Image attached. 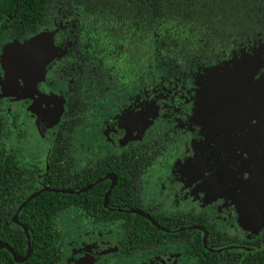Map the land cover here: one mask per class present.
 <instances>
[{"label":"trees","instance_id":"16d2710c","mask_svg":"<svg viewBox=\"0 0 264 264\" xmlns=\"http://www.w3.org/2000/svg\"><path fill=\"white\" fill-rule=\"evenodd\" d=\"M57 7L72 14L86 31L99 35L104 40L105 51H116L117 59L123 57L120 65L127 66L122 68L137 63V70L133 71L137 77L135 81L129 80V85L135 84L137 88L151 84L146 68L150 63L154 71L157 53L162 52L182 67L194 62H212L213 55L233 50L264 32V0H0V37L6 33L15 40L36 34L48 24ZM121 67L114 69L112 81L106 77L93 79L91 65L85 66L81 76L74 80L51 139L40 185L36 177L41 174L42 162H39L41 167L37 163L30 167L20 164L16 151L7 142L11 133L7 113L0 108V241L20 257L30 249L22 263H16L2 249L0 264H62L68 236L63 223L72 218L79 219L78 227L83 229L116 224L121 230L118 252L121 256L167 248L179 250L186 258L185 264H264V249L210 253L202 245L200 230L164 233L144 217L107 210L103 199L110 185L108 180L79 194L46 191L33 197L18 214L28 231V240L23 229L12 222L19 205L42 186L77 192L111 174L117 183L107 199L110 208L143 212L168 230L201 227L207 232V244L212 249L228 245L256 249L264 244V230L255 239L245 237L239 230L230 234L206 210L162 213L158 207L142 204L141 176L165 153V147L152 151L150 145L143 144L123 154L88 157L82 165L78 164L73 151L77 127L85 122L91 106L96 109L101 104L100 97L104 100L108 94L111 96L109 92L117 82L119 71H123ZM93 80L97 81L100 92L104 88L106 91L103 95L96 93L95 99L90 98L89 88L84 89L92 86Z\"/></svg>","mask_w":264,"mask_h":264},{"label":"rangeland","instance_id":"374dc122","mask_svg":"<svg viewBox=\"0 0 264 264\" xmlns=\"http://www.w3.org/2000/svg\"><path fill=\"white\" fill-rule=\"evenodd\" d=\"M79 32V26L73 17L57 8L55 18L48 27L41 30L38 37L11 41L5 46L4 55L6 57L11 53V59L18 58L12 67V71L16 76V85L11 91V97L5 98L7 104L10 105V109L6 106L10 117H16V121L12 126L13 129H11L9 143L18 149L21 163L25 167H30L31 164L37 161L42 162L39 171L41 175L46 169L45 160H47L49 153L51 135L56 131L64 110L63 101L68 91V81L75 75L81 61L84 62L83 56L81 57L72 52L77 47ZM250 47L253 48V55L246 49L243 50L244 52L240 54L242 55L240 62L238 60L232 62L231 59L234 58L229 55L227 58L230 60L224 59L220 65L210 68L204 69L201 66H195L188 71L179 70L178 73H175L176 70H173L172 73L162 74V78L173 80L175 79L174 76L182 79L185 72L187 75L186 80L193 82L197 79L195 85L198 88L194 90L198 92V95H196L197 97L193 102L194 111H191L192 114H190V117H192V130H188L189 126L187 125L184 127L183 130H188L186 132L188 137L179 139L175 144L177 156L182 158L183 151L186 154L185 148H189L186 145V143H189L187 140L189 137L193 142L191 149L195 152L199 142L202 144L207 141L208 137V141L210 140L208 147L210 146L212 149L210 153L204 152L205 154L201 156V160L208 162L211 159L216 165L226 164L229 172L228 174L215 172L216 175L211 177L213 182L203 190L202 200H187L181 189L186 186V181H190V177H187L186 181L180 182V186L175 180L178 178L177 176L175 179L171 178L166 184V189L169 190L168 193L162 188V179L165 178L171 166L170 161L172 158H167L168 164L166 163L165 167H157L145 178L147 184L144 190V201L149 203L155 199L156 202L163 205L164 209L178 205L180 209L187 210L192 206L198 207L197 204L206 207L213 204V199L219 197L223 206L236 205L235 207L240 210L239 216L243 223L245 222V216L242 215V210L252 201L255 204L252 210L254 220L245 224L249 225L248 235L255 236L264 226V72L255 81L249 70L246 74L245 71H241V68H252L253 71H257L264 65V56H257L264 48L256 40L250 43ZM58 49L67 51L63 60H61L63 64L62 74L50 70L54 62L59 61L61 52ZM87 49L88 44L86 43V51L85 48H81L78 53L81 55L87 53L86 59H90L93 55ZM165 65L167 63L163 62L160 66L163 69ZM233 69H236V72L232 75L230 73L226 74ZM50 74L60 76L61 81L52 83L49 79L51 78ZM202 75L203 77L198 79ZM2 79L3 72L1 69L0 81ZM179 85H184V83ZM1 86L4 88L2 82L0 83V89ZM219 90L220 93H216ZM109 116L112 119L111 121H114V116ZM101 119L103 118L95 115L89 118L85 125L77 129L74 152L80 165L87 154L90 156H104L115 148L114 145L110 144L108 145L109 152L106 149L102 152L89 154L95 147L89 146V144L85 145L87 141H93L98 148L105 143L101 140V137L91 133L94 129L98 130V133H102L105 126L101 125ZM120 146L119 142L116 145L117 149H120ZM98 148L95 149L98 150ZM230 155L233 158L227 161V157ZM205 167L208 166L201 165L200 170L205 171ZM215 169L216 167L213 166L208 170V173ZM42 171L44 172L42 173ZM230 172L231 174H229ZM232 179L233 181L236 179L237 184L245 189L236 190ZM174 184H177V186H173ZM182 184L183 186H181ZM246 192L250 197L248 199L250 201L241 197ZM232 193L238 194L239 196H236L239 199H232L234 197ZM180 195L183 197L181 202L179 201ZM235 213L237 215L238 211L235 210ZM241 216H244V219ZM229 220L230 217L223 222V225L228 226ZM78 223L77 218L67 219L63 223V228L68 233L67 243L70 244L68 250L82 244L84 233L88 231L90 235L91 231L86 230L87 228H79ZM111 228V235L94 238V241L99 240L105 243L113 239L116 236L115 230L117 228L115 226ZM106 232H108L107 229L99 231L101 235ZM92 235L94 234L91 233L90 236L92 237ZM120 236L121 231L119 230L118 239ZM80 239L82 240L80 241ZM65 264L73 263L66 261ZM123 264L132 263L123 262Z\"/></svg>","mask_w":264,"mask_h":264},{"label":"flooded vegetation","instance_id":"af4514ba","mask_svg":"<svg viewBox=\"0 0 264 264\" xmlns=\"http://www.w3.org/2000/svg\"><path fill=\"white\" fill-rule=\"evenodd\" d=\"M57 8L61 9L60 7H57ZM57 8L51 14L50 19L48 21V24L46 26L40 28L36 34L28 35V36H25L24 38L15 39V40L10 39L6 33H4L0 37V70L2 69V72H3V79H2V81H0V83L2 82L4 85V88H2V86H1V89H0V108L3 110V112L7 113V120H8V124L11 125V129H13L12 126H13V123L16 121V117H10V114L8 112L9 111L8 109H10L9 108L10 105L7 104V100H5V98L11 97V91H12L13 87H15V85H16V76H15L14 71H12L13 72L12 77L14 80V84L10 88H8V79H7L8 69L7 68H8V64H10V66H11L12 64L16 63L18 58L11 59V57H12L11 53L6 57L4 55L5 54V46L8 44V42H11V41L15 42V41H21V40L29 38V37L30 38L31 37H38L41 30L48 27L51 24L52 20L55 18V12H56ZM62 11L67 15H71L73 17V19L75 20V22L77 23L76 19L74 18V16L72 14L67 13L64 10H62ZM14 14H15V12L13 13V15ZM262 16L264 18V10L262 11ZM78 26H79V30H80V32L78 33V44H77L76 49H74L72 52H74L77 55H80L81 57L83 56L84 62H83V60L81 61V63H80L81 65H79V68L75 72V75H73L70 78V80L68 81V83H69L68 84V91L66 92V94L64 96V101H63L64 102V110H65L66 103L68 101L69 93L71 90V85L75 79H77L81 76L82 71L84 70L85 66L91 65V67H92L91 68V77L93 79H97V78L102 79V77H106V79L108 81H112L111 75L114 74V69H116V68L119 69L121 66H124V65L127 66L126 64L120 65L123 62V57L122 58L119 57V59H117V56L115 55V53H117L116 51H114L113 53L105 51L104 40L101 39V37L99 35H94L92 32L86 31V29L84 27H81L79 24H78ZM255 40L257 42L261 43L263 48H264V32H263L261 34L255 35L251 40L240 43L233 50L220 52L216 55H213L212 56V62H206V61L203 63H195L194 62V63H191L189 66H185V67L177 65V63H175L174 61L171 62V59L166 57V55L163 56L162 52L157 53L155 58H154V69H153L154 71H152V64H150V63L148 64V66L146 68V71L151 76V84H149L147 86L143 85V87H139V88H137L135 84H133L132 86L129 85V80L135 81V79L137 77L136 74L133 73L134 70H137V68H136L137 63L132 65L131 67H129L127 69L121 67V69L123 71L120 72L118 70L120 74L118 76H116L115 81H117V82L113 86V90L111 92H109L111 94V96L109 94H108V96H106V98H105V99H107L106 102H105V99L103 100V98L100 97L99 101L101 102V104L99 103L100 105L96 106V109L93 106H91V104H90V106H91L90 107V109H91L90 114H88L86 116L85 122L82 125H80L79 127H77V129L82 127L83 125H85L87 123L89 118H92L95 115H98L100 118H103L100 120L101 125L105 126V128L102 129V133H100V132L98 133V130H96V129H94L91 133L94 135H97V137H101V140L105 141V143H103L102 147L98 148V147H96V144L93 141H90V140L87 141L85 143V145L89 144V146H93L95 148H98V150L93 148L89 154L94 153V152H102L103 150H106V149H108L107 152H109L110 149H109L108 145H110V144L114 145L115 148L111 149V151L109 153L106 152L107 153L106 156L112 155L114 153L115 154H123L125 151H131L134 149L141 148V146L143 144L144 145L145 144L150 145L152 151H154V150L160 151L162 149V147H165V149H167V150H165V153L162 156H159V157L157 156L158 158H156L154 160L152 167L148 171L144 172L141 176V180H142V194L140 196L141 203L144 204L145 206L158 207V209L162 213H176V212H180V211L187 213L189 211L199 212V211L206 210L208 213H210L211 215H213L215 217L214 220H216L219 223L220 227L223 230H228L230 234H234L236 232V230H239L243 235H245V237H247L249 239H255L260 234V232L264 230V226L261 230H259V232L255 236H249L248 235L249 225H246L245 223L246 222H252L254 220L252 210H253L255 204L252 201L248 200L250 197H248L247 192L241 196L243 199L250 201V203L248 205H246L242 210V215L245 216V217L243 216L245 219L241 216L245 220L244 223L240 220V216H239L240 210H238L237 207H235L236 205L233 204V205H231V207L223 206L221 204L219 197L213 199V204H210L206 207H202L201 204H197V206L201 207V208L192 206L187 210L180 209L178 207V205H176L172 208L164 209L163 205L160 202H156L155 199L149 203L144 201V190H145V186L147 184V181H145V178L147 176H149L151 174V172L154 169H156L157 167H160V168L165 167V164L167 163V158H172L170 161L171 166L169 167L168 173L165 176V178L162 179V186H163L162 188H163V190H166V192L168 193L169 190L166 189V184L171 178L175 179L178 177L179 179L177 178L175 180H177V184H178V186H180V184H181L180 182H183L184 180L186 181V178L190 177V181H186V183H187L186 186L181 189V191H183V193L186 195L187 200H190V199L193 201H195L194 199L202 200L203 195H204L203 190L213 182L211 177L216 175L215 172L216 171H217V173L218 172H225L227 174L229 172L228 169L226 168V164L216 165V163L213 162L211 159L208 162H203L201 160V156L205 154L204 152L210 153V151L212 149L210 146L208 147L210 140L208 141L209 138L206 135H205V137H207V141L203 142L202 144L199 142L196 152L191 149L193 142L191 141V139L189 137L187 139L189 141V143H186V145L189 146V148H187V147L185 148L186 154L183 151V155H181L182 158L177 156L178 154H177V148L175 147V144L177 143V141L179 139L185 138V137L187 138L188 135L186 134V132L188 130H192V127H191L192 117H190V114H192L191 111H194V103L193 102H194L195 97H197L196 95H198V92H195V90H194V89L198 88L195 85V80H197V79H195L193 82L186 80L187 75L185 74V72H184L182 79L176 78L174 76L175 79H173V80H169L168 78L167 79L162 78V74L172 73L173 70H176L175 73H178L179 70L188 71V70L193 69L195 66H201L204 69L210 68L213 66L220 65V63L224 59L230 60L229 58H227V56H229V55H230V57L234 58V59H231L232 62L236 61V60H238L240 62V59L242 57V55H240V54L242 52H244L243 50L246 49L249 53H251V54L253 53V48L250 47V43L255 41ZM86 43L88 44L89 51L93 55V57L90 59H86L87 53L82 54V55L78 53V51L81 48H85V51H86ZM58 51L61 52L60 56H59V61H55L50 70L56 71V72H59L62 74V71H63L62 65L63 64H62L61 60H63L65 53H67V51H63V50H59V49H58ZM156 52H158V49L155 50V53ZM112 54H114L113 57H112ZM238 55H240V56H238ZM257 56H264V49L262 51H260ZM163 62L167 63V65H165L162 69V66H160V65ZM160 68H161V72H160ZM238 68H241V67H238ZM248 70L250 71V74H251L253 80L256 81L263 74L264 65H262L257 71H253L252 68H241V71H245L246 74L248 73ZM218 71H220V70H218ZM234 72H236V69H233V70L227 72L226 74L230 73V75H232ZM238 72H240V71H238ZM49 76L51 77L49 79L52 81V83H56V82L61 81V77L56 76V74H50ZM202 77H203V75L198 79H201ZM171 78H173V77H171ZM193 79H194V77H193ZM190 80H192V79H190ZM96 83H97V81L93 80V83H91L92 86L87 85L84 88L85 90L87 88H89L88 91H89L91 99H95L94 97H95L96 93L97 94L100 93V95H103L106 92L105 88L102 89L100 92L99 87ZM180 83H182V84L184 83V85H179ZM216 93H220V90H219V92H216ZM119 101H121V102L118 103ZM23 104H22V106H23ZM6 106H8V109ZM112 107H114V108H112ZM64 110H63V112H64ZM186 111H188V112H186ZM63 112L61 114V117L63 115ZM109 115L114 116L113 117L114 121H111L112 119ZM60 120H61V118H60ZM263 122H264V120H263ZM111 124H113V125H111ZM188 124H190V125H188ZM186 125L189 126V129L183 130ZM56 131H57V129H56ZM56 131L51 135V138L49 141L50 142L49 150H50V146H51L52 136L56 133ZM76 133H77V130H76ZM10 134H9V137H10ZM9 137H8V141H7L9 146L14 148V150L16 151V153L18 155V158H20L19 153H18V149L15 146L10 145ZM76 139H77V137H76ZM119 142L121 144V146H120L121 148L117 149L116 145H118ZM74 146H75V144H74ZM199 146H202V147H199ZM73 151H74V147H73ZM174 155H176L177 157H175ZM48 156H49V153H48L46 159H48ZM88 157L95 159V158L103 157V156H98V155L90 156L87 154L85 156V159ZM232 158H233L232 155L228 156L227 161L232 159ZM84 161H83V163H84ZM45 162H47V160H45ZM36 163L39 164L38 161ZM20 164L22 166H24L21 163V158H20ZM201 165L208 166V167H205V171H202V170H200ZM213 166H215L216 169L213 170L212 172L208 173V170L211 169ZM39 167H41L40 164H39ZM229 174H231V172ZM109 175H111V174H109ZM42 176L43 175L38 174L36 177L39 185H40V179ZM105 176H108V175H105ZM101 178H103V177H101ZM108 181H110V180H108ZM116 183H117V180L115 177L114 186L116 185ZM232 183L236 187V190L245 189L243 187H240L237 184L236 179H234V181L232 179ZM177 184H174L173 186H177ZM110 185H111V181H110ZM110 185H109V187H110ZM181 186H183V184ZM109 187H108V189H109ZM156 189H157V187H156ZM171 194H172V192H171ZM232 194H233L232 196H234V197H232V199H234V200L239 199V198H237V196H239L238 194H236V193H232ZM182 200H183V197H182V195H180L179 201L181 202ZM231 203H232V201H231ZM103 205H104V199H103ZM110 209H116V208H110ZM122 210H128V209H122ZM129 210L130 211H136V210H132V209H129ZM235 210L238 211L237 215L235 213ZM109 211H111V210H109ZM116 212H118V211H116ZM136 212H138L140 214H136V213H133V214H136V215L143 217L142 216V214L144 215L143 212H140V211H136ZM228 217H230V220H229L230 223L228 226H224L223 222H225V220H227ZM150 219L152 220V218H150ZM77 220L79 222V219H77ZM18 221H19V219H18ZM152 221L154 222V220H152ZM149 223H151V222H149ZM154 223L156 225H158L156 222H154ZM113 226H115L117 228L116 224H112L109 226H98L96 228H93L92 226H90V227L86 226L85 227V228H87L86 230L91 231L90 235H91V233L94 235H92V237H91L87 231V233H84V237H83L84 241L81 242L82 244L76 248L71 247L70 250H68L70 244H68L67 240H66V243H65L66 254H65V257L62 261V264H65L66 261L71 262L73 264H99V263L100 264H123V262H130L132 264H185L184 259H186V258L184 256H182V253L179 250H174V249L171 250V249H167V248H161V249L153 250V251L147 252V253L142 252V253H135L134 255H122L121 256L120 254H118V252L120 250V239H121V236L118 239L119 230H120L119 228H117V230H115L116 236H114L113 239H110V241L105 242V243L101 242L99 240L94 241V238H98L100 236L106 237L107 235H111V233H110V232H112L111 227H113ZM158 226H160V225H158ZM193 226L198 227L195 225H193ZM188 227H191V226L181 227V228H178L175 230H168V229H164L162 227L161 228L166 230V231H170V232L172 231L171 233H177V232H180L183 230L193 229V228H188ZM199 228H201V227H199ZM101 229H107L108 232L103 233L104 235H101L99 233V231ZM180 229H182V230H180ZM201 229L204 230L203 228H201ZM158 231H160V230H158ZM164 233H166V232H164ZM201 233H202V245H203V232L201 231ZM81 240L82 239H80V241ZM206 244H207V232H206ZM207 246H208V244H207ZM203 247H204V245H203ZM227 247H232V248L224 249L223 251H225V250H228V251L229 250H237V249L248 251V250H256L259 248H263L264 244L261 245L259 248H256V249H248L247 247L238 246V245H228L225 247H221L219 249L227 248ZM209 248L212 249L211 247H209ZM204 249L206 251H208L205 247H204ZM219 249H213V250H219ZM263 249L257 250V251H262ZM0 250H2V249H0ZM223 251H221V252H223ZM208 252H210V251H208ZM210 253H213V252H210ZM217 253H220V252H217ZM107 256H109V257H107Z\"/></svg>","mask_w":264,"mask_h":264},{"label":"water","instance_id":"95a60500","mask_svg":"<svg viewBox=\"0 0 264 264\" xmlns=\"http://www.w3.org/2000/svg\"><path fill=\"white\" fill-rule=\"evenodd\" d=\"M15 64V63H14ZM12 64L10 66V64H8V88H10L13 84H14V80H13V72H12V67L13 65ZM7 88V87H6ZM104 180H110L111 181V185L109 187V189L107 190L105 196H104V206L108 209V210H111V211H118V212H125V213H136V214H140L136 211H130V210H122V209H110L108 206H107V198H108V195L111 191V189L114 187V184H115V177L113 175H108V176H105L103 178H100L98 179L97 181H95L94 183L90 184L89 186H87L86 188H84L83 190L81 191H77V192H73V191H57V190H52V189H49L45 186H42L40 187V189L36 190L35 192L31 193L20 205L19 207L17 208L13 218H12V221L13 223H15L16 225H18L19 227H21L25 233V236L27 238V240L29 239V235H28V231L26 229V227H24L19 221H18V214L20 212V210L33 198L35 197L36 195L42 193V192H46V191H49V192H57V193H73V194H79V193H83V192H86L90 189H92L94 186H96L97 184H99L100 182L104 181ZM142 216L144 218H146L149 222H151L158 230L162 231V232H166V233H171L170 231H166L164 229H162L160 226L156 225L148 216L146 215H143ZM188 228H193V229H197V230H201L203 232V245L204 247L210 251V252H213V253H217V252H221L223 251L224 249H229V248H232V247H227V248H222V249H219V250H213V249H210L207 244H206V232L204 230H202L201 228L199 227H194V226H191V227H188ZM183 229V228H182ZM180 229V230H182ZM28 245H29V242H28ZM264 248V247H263ZM263 248H259V249H256V250H251V251H257V250H261ZM0 249H5L7 250L13 260L16 262V263H22L26 260V258L29 256V252H30V249L28 248V251L26 253V255L24 257H20L18 255H16L11 249L9 246H7L6 244L0 242Z\"/></svg>","mask_w":264,"mask_h":264}]
</instances>
